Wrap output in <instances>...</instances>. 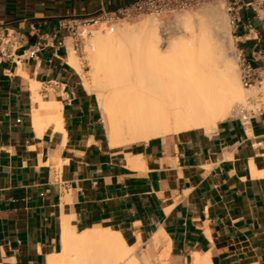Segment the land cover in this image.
I'll return each instance as SVG.
<instances>
[{"label":"crops","instance_id":"obj_1","mask_svg":"<svg viewBox=\"0 0 264 264\" xmlns=\"http://www.w3.org/2000/svg\"><path fill=\"white\" fill-rule=\"evenodd\" d=\"M132 1L0 0V36H26L0 55V264H50L67 237L95 226L131 246L164 233L174 264L196 254L264 264V114L113 147L95 92L69 61L71 38L20 57L60 19ZM238 29L235 45L264 79V22L245 11ZM39 98L48 105L36 114Z\"/></svg>","mask_w":264,"mask_h":264},{"label":"bare ground","instance_id":"obj_2","mask_svg":"<svg viewBox=\"0 0 264 264\" xmlns=\"http://www.w3.org/2000/svg\"><path fill=\"white\" fill-rule=\"evenodd\" d=\"M216 11V7L210 6L204 13L213 16ZM178 19L187 29L190 27L189 16L180 14ZM216 19L211 20L215 26ZM136 33L146 34L145 53L141 57L124 50ZM160 39L153 21H146L138 29L126 25L115 32L96 31L90 79L74 50L70 53L69 61L84 76L85 86L102 97L109 143L113 147L149 141L168 133L182 135L201 129L211 132L220 120L228 118L234 107L237 109L246 101L248 91L223 44L215 46L202 41L196 46L193 39L189 40L192 43L180 39L172 41L165 54L160 49ZM226 39L232 45L229 34ZM46 105L40 98L36 100V114ZM58 117L61 118L53 120L58 121ZM162 238L167 240L164 233H157L152 246H157ZM210 259L208 255L196 254L191 264H212ZM50 264L141 263L121 232L95 226L67 237L63 251Z\"/></svg>","mask_w":264,"mask_h":264},{"label":"built area","instance_id":"obj_3","mask_svg":"<svg viewBox=\"0 0 264 264\" xmlns=\"http://www.w3.org/2000/svg\"><path fill=\"white\" fill-rule=\"evenodd\" d=\"M211 1L223 2L234 37L237 36L238 23L242 21L245 11H253L264 22V0H135L114 10L101 8L89 16L64 17L59 20L55 31L41 33L38 40L25 48L20 57L32 59L48 48L54 51L66 48V38L69 37L72 48L86 61L87 48L95 50L89 40L96 31L114 32L122 21H130L145 14L162 16L165 13L199 7ZM25 40V34L14 28H6L0 36V55L4 58L11 57L15 51L25 47ZM233 54L238 62L241 84L248 91L245 103L239 105L235 113L243 124H248L251 119L264 114V79L260 67L252 64L241 47L236 45ZM260 144L261 142L255 143L256 146Z\"/></svg>","mask_w":264,"mask_h":264},{"label":"rangeland","instance_id":"obj_4","mask_svg":"<svg viewBox=\"0 0 264 264\" xmlns=\"http://www.w3.org/2000/svg\"><path fill=\"white\" fill-rule=\"evenodd\" d=\"M216 7L217 11L214 13L213 16L206 15L204 13V10L207 7ZM183 14L184 16L187 15L190 17V27L184 26L182 22L179 21L178 15ZM216 17V18H214ZM216 19V22L218 23L217 26H215L213 23H211V20ZM146 21H153L154 24L158 26V32L161 37V42L159 43L161 51H163L165 54H167L170 50V46L172 41H180V39H185L186 42H188L190 39H193V43L198 46L201 44L202 41L207 42L212 44V45H219L223 44L224 45V51L229 54L230 58L233 61V67L237 70V73L239 75V66L236 58L234 57V50H235V40L234 36L232 35L231 31L232 28L229 24V17L228 14L226 13V10L224 8V4L221 1H211L208 2L202 6L195 7L192 9L188 10H183V11H176L173 13H165L162 16H157L154 14H145L142 15L138 18H135L130 21H122L120 22L116 30L119 29V27H124L126 25H131L132 27L138 29L142 25L145 24ZM208 25V26H207ZM220 26V27H219ZM186 27V28H185ZM219 27V28H218ZM217 28V29H216ZM114 31V32H115ZM228 31V33H227ZM102 33H107L108 31H101ZM229 34L230 37H232V45H228L226 35ZM200 38H199V37ZM93 37L92 36L89 40L90 43H93ZM134 38H131L126 44L124 50L127 52H131L136 54L137 56H142L145 53V40H146V34L144 33H136L133 36ZM203 37V38H202ZM196 39V41H195ZM200 39V40H199ZM203 39V40H202ZM206 39V40H204ZM184 41V40H182ZM212 43H211V42ZM189 41V43H192ZM214 46V48H215ZM88 54L86 55V61L84 58H79V61H81L82 66H83V71L84 74L87 75V78L90 79V76L88 75L90 70H91V65H90V55L92 53L96 52V49L92 51L89 47L87 48ZM78 56V54H77ZM83 76V75H82ZM240 77V76H239ZM84 78V76H83ZM91 90V89H89ZM95 92L97 98H98V103L101 108L102 112V118L105 126L106 133L108 134V126H107V121L105 117V113L103 110V102H102V97L101 95L97 92ZM246 95L247 92L245 91ZM236 109L234 107L233 112L228 116H236L235 113ZM214 130V129H213ZM212 130V131H213ZM199 131H206L205 129H201ZM211 131V132H212ZM175 133H168L165 135H171ZM187 134V133H186ZM162 135V136H165ZM141 142L136 141L133 143ZM131 144V143H130ZM156 234L153 235V237L146 242L145 244H141L140 242L136 245L132 246V249L135 251V256L139 259L141 264H174L171 258V252H170V247L167 244V240L165 238L160 241V243L157 244V246H152V241L154 240L153 238L155 237ZM151 242V243H150ZM152 250L149 253V250ZM149 254V255H148ZM148 256V260L146 259Z\"/></svg>","mask_w":264,"mask_h":264}]
</instances>
